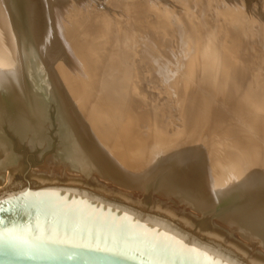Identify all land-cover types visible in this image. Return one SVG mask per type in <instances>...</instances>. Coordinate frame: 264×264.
<instances>
[{
  "label": "rangeland",
  "instance_id": "rangeland-1",
  "mask_svg": "<svg viewBox=\"0 0 264 264\" xmlns=\"http://www.w3.org/2000/svg\"><path fill=\"white\" fill-rule=\"evenodd\" d=\"M135 1L134 0H31V1L29 0V3L30 4L32 3V5L28 6L30 11H29V9L27 11L31 12L32 10H34V11L36 10L35 12H38V14L40 15L38 17L39 18L41 17L40 19H42V16L44 19L46 18L47 21L49 23H51L50 26L52 25L51 27H54V29H55L54 30L55 31V40L53 41V51H52V59L54 58L53 61L55 60L54 61L55 72H56V75L61 76V78H59L60 76L58 77V81L61 83V86L62 85L64 86V87L62 86V88H61V90L63 89L62 90L63 94H64V91H65V93L67 92L66 97L69 98L68 101L71 100L70 101L71 103L70 102L69 103L71 105L70 108L73 110V113L76 112V115H78L80 113L79 116H81V117H79V116H77V117H79L80 121L83 118L81 123L85 129L87 128V126L91 127V128L90 127L87 128V130H85V131L86 132L90 131V132H88L90 134V136L92 135V131L96 132V135L93 132V136H95L93 138L96 140V142H98V144L99 143L102 144V141H104V144H102V147L104 148V150H106V148L108 150H112V152L106 150L109 155L112 153V155H110L111 158H113L114 155H116L115 159H117L118 163L119 162L123 163L124 161L130 162L132 164L131 166H132L133 170L137 169V170H135V173L138 171L136 173L137 175H139V173H141L145 167H148V165L152 162V160H154L156 158V153L161 150L160 152L163 151L166 153H172L171 156H173L175 154L177 155L179 153L180 154L181 153L189 154L190 158L193 161L192 164L194 163L193 165L195 167V170H192V171L198 172L203 177L206 175L207 176L209 175L207 178L205 177L206 180H209V179L215 180L217 178V176H219L220 174L225 176L228 173L230 174L235 170V167L237 164L236 162H238L237 160H239V158H238V156H236L237 155L236 150H235L236 147L233 146L234 139H235L234 137H237V139H240L239 142L243 143V142H245L243 140H246V138L249 135L253 136V140H252L253 149L251 148V150L254 152L251 156L252 158L251 157L248 158V161L254 162V159L256 158L257 155H261L262 153L264 154V77H263L264 76V44H263L264 41H262L264 39V0H229L232 4H234V6H231L229 4L226 5V3H224L225 2L224 0H220V1H217V0H214V1L213 0H210V1L209 0H171L172 2L174 1L173 3L170 2V0L169 1L168 0H161V1L160 0H157V1L156 0H148V1L147 0L146 1L145 0H140V1L135 0ZM165 1L169 2L168 8L171 9L170 11L161 8L162 7L161 4L164 3ZM215 1H217L218 3H215ZM35 2H37V3H35ZM149 2L152 4H150ZM181 2H184V3L187 2L186 3L187 5L185 4V6H183ZM211 2H214V4H211ZM29 3H28V5H29ZM170 3H172V5ZM245 3L247 4V7L249 9L247 11L245 10V12H244V11H241L242 10L241 8H243L245 6L244 5ZM149 4L151 5V8L147 9V11L149 10L148 12L151 15L145 10L143 12V15H144L143 18L144 19L141 18V16L138 14L140 17L139 18L137 16L139 21L137 20V22H136V21H132L133 19L130 20L131 18H134V20L136 19V16L135 17L129 16L130 12L133 15L139 9H142V8L144 9L146 7V5L148 8ZM153 4H155V5H153ZM173 4L174 5L176 4V5L174 7H171V6H173ZM206 4H207V6H206ZM223 4H224V6H223ZM134 5H136V6H134ZM140 5L142 7H140ZM188 5H190L191 8H189ZM214 5H215V7H214ZM131 6H133V7H131ZM228 6L229 7L231 6L230 7L231 11H230ZM237 6L239 9L237 8ZM134 7H135V9H134ZM138 7H139V9H138ZM232 7H234V8H232ZM129 8L131 10H129ZM201 8H203L204 10H202ZM206 8H207V10H206ZM235 8H236V12H238V11L240 13L243 12L242 15L244 17H246V19L243 20V22H242V23H244V25L242 23H239V25H238V24H235L236 22L234 23L232 20H228V17H229V19L230 18L234 19V17H235L234 15H236V13L234 12ZM222 9H223V11H222ZM227 9H228V11H227ZM172 10H173V12H172ZM186 10H188V13ZM232 10H234V11H232ZM142 11L140 14H142ZM216 11L222 12V13H227V12L228 13H227V15H225L226 17L223 15L218 16L215 14ZM231 12H233V13H231ZM230 13L232 15L231 17H230ZM31 14L32 13H30V15ZM147 14H149V15H147ZM26 15L29 16V13L27 12ZM245 15H248V17ZM79 17H81V18H79ZM186 17H187V20H186ZM251 17H253L255 19V22H254V19ZM85 18L87 20H85ZM148 19H149L150 24L148 23ZM259 19L261 20V22L259 21ZM129 20L131 22L128 25ZM141 20H144V22L142 21L143 23H140ZM146 21H147V23H146ZM225 21L226 22L228 21L227 22L228 26H231L232 22H233V26L235 25L233 30L227 29L231 33V34L230 33L228 34V38L229 37L231 38V39L229 38L230 42L226 40L227 37L225 39V37L220 36V35L225 34L227 32V30H225V28L227 27V25L225 24L226 23ZM85 22H87V23L85 24ZM137 23L138 24L140 23V24L137 26L136 25ZM154 23L156 24L155 26H154ZM196 23H198L199 27L201 25L200 28L207 29V27H208V29L210 28L209 29L210 31L213 30V28H214L213 32L216 31L215 33L216 34L218 33L217 35L220 36L218 38L221 39L220 42L222 41L221 42L222 44L220 45L219 39L215 37L217 40L215 39V44H214L215 47L213 46V48H214L213 52L218 50V52H217V53H219L218 55L223 53L220 55L221 57H223V61L221 64L222 67H220V69L218 70L219 74L217 73V71L213 70L215 73H213L211 71L212 72V73L210 72L211 74H209L208 76L206 75L207 77L203 78L204 79V80L202 79L203 81L202 80L200 81V82H202V83H200L201 87H206L207 86L206 83H208V80H209L210 84L214 86V89L217 90V93L219 94V97L221 96V98H218L215 96L214 100L212 98L208 102L204 98H198L197 101L194 103V97L196 94L195 93L196 90L194 91V89L199 86L196 84V81L201 77V74L203 71L202 70L196 71L195 76L197 78L194 76L195 80L191 77H189L190 78L189 79V78H187L188 77V71H187L188 67L186 68V66L189 65L188 62L191 61L189 59L192 58V54L194 53L193 51L195 50L196 44H198L195 42L198 40L197 37L200 36L199 40H201V38L205 34V33H203L204 31L201 32L202 30L201 31H198V30L193 31V29H194L193 26H195ZM229 23H231V24H229ZM245 23H247V24H245ZM255 23H257V24H255ZM87 24H88V26L86 27ZM141 24H145V26H144L145 28H143V25H141ZM217 24L219 25V27L216 26ZM262 25H263V27H262ZM111 26L114 28H112ZM117 26H118L119 30H118V28H116ZM124 26H125V28H123ZM136 26L138 27V29H136L137 28ZM139 26L140 27L142 26L141 27L142 29L139 30V28H140ZM239 26L241 28H237ZM153 27H154V29H153ZM215 27H216V30H215ZM245 27H247V28H245ZM108 28H110L109 29L110 31L107 30ZM121 28H122V30H120ZM191 28H192V30H190ZM85 29H87V31ZM217 29H218V31H217ZM111 30L113 32H111ZM137 30L138 31L144 30L143 32L141 31L142 35H140L141 33L138 32L140 35L139 39L141 40V43H140V40L135 35L136 34L135 32ZM146 30H148L150 33H148ZM259 30L262 31L263 33L262 32L260 33ZM116 31H118L119 33H117ZM197 31L199 32V34L197 33ZM221 31H222V33H221ZM57 32H59V33H57ZM157 32L160 33V36H158L159 33H157ZM187 32H188V34H187ZM110 33H111V35H110ZM87 34H88V37H87ZM146 34H148V35L146 36ZM196 34L199 36H197ZM143 35H145L144 37H146V38H144ZM191 35L193 37L194 36L195 37L197 36V37L196 38L194 37L195 39H193V37ZM231 35H232V37H231ZM261 35H263V36H261ZM162 36H164L165 39ZM94 37H96V38H94ZM134 37L137 39H135ZM190 37H192V38H190ZM10 38H11L10 39L11 43L10 42L8 43L10 45V46L8 45V47H10V48H8V50H9V53H11L10 55H12V57H13V54L16 56V52H18L19 48H18L17 40H16L15 36L12 35V36H10ZM248 38H251V41H253L252 42L253 44L251 43V41ZM134 39L137 41L135 42ZM161 39H162V41H161ZM132 40L134 41L135 44L133 43ZM146 40L151 42V43L147 42ZM159 40L162 43L159 42ZM223 40H225L224 41L225 43H227V42H229V43L225 44V43H223ZM153 41L156 42L155 46L152 43ZM164 41L166 42V44L164 43ZM158 42H159L160 48L157 47ZM169 42H171V43H169ZM185 42H186V44H185ZM188 42H190V43H188ZM216 42H218L219 44H216ZM87 43H89V44H87ZM181 43L182 44L184 43L185 45H182ZM179 44L181 47L179 46ZM229 44H231V45H229ZM13 45H15V46H13ZM151 45L153 46L154 49L151 48ZM162 45L165 46V48ZM235 45H236V48H235ZM119 46L121 49L118 48ZM242 46H244V47H242ZM255 46H257L256 48L258 50L255 48ZM155 47H157L158 49H156ZM190 47H191V51L189 49ZM237 47H242L244 49L243 50H241L242 48L237 49ZM249 47H251V48H249ZM12 48H14L15 50ZM163 48H164V51L162 50V53L164 52V55L162 56V53L160 50ZM166 48H168V49H166ZM184 48H185V50H187V52L185 50H183ZM150 49L153 51L151 52ZM174 49H176V50H174ZM233 49H235V50H233ZM236 49H237V53H236ZM100 50H102V51H100ZM122 50H124V51H122ZM125 50H127L128 53H126ZM141 50H143V51H141ZM147 50L149 53L144 54L143 52L144 51L147 52ZM168 50L170 51L169 53H168ZM171 50H173V51H171ZM177 50H178V52H179V50H182V51H180L182 54L177 53ZM158 51H159V53H158ZM97 52H98V54H97ZM166 53H168L169 55ZM116 54L118 56L117 58H115ZM156 54L157 55L159 54L160 56H157ZM113 55H114V58H113ZM235 55L238 59H240V61L235 57ZM119 56L121 57V59ZM125 56H126V58H123ZM170 56L172 58H170ZM175 56H176V58H175ZM159 57H163V58H159ZM157 58H159V60ZM164 58L167 59L166 63L164 62L165 61ZM153 59H154V61H153ZM226 59H228L229 61ZM101 60H103V61H101ZM150 60H152L153 62L151 61L152 62L151 63ZM162 60L164 62L163 65H162V63H160V62H162ZM113 61H115V62H113ZM134 61H136V62H134ZM237 61L239 63H236ZM145 62L146 63L148 62L147 64H149V63L150 64L147 65ZM178 62H180V63L178 64ZM234 62H235V64H231ZM141 63L142 64L144 63V64L141 65ZM196 63L197 62H194V60H193V63H192L193 66ZM241 64H244V65L242 66ZM115 65L116 66L118 65V67L115 68L116 67ZM152 65L155 67H152ZM157 65L159 68L157 67ZM181 65H182V67H181ZM237 65H239V66H237ZM149 66H150V69H149ZM167 66H169V67H167ZM180 67L182 68V70ZM235 67H236V69H234ZM238 67L239 68L241 67L240 69L242 71ZM243 67H245V68H243ZM143 68H144V70H143ZM153 68L155 69V71H153L154 70ZM179 68H180V70H178ZM229 68H231L232 70H230ZM128 69H130L131 71ZM147 69H148V72H147ZM166 69L169 73L166 72ZM222 69L224 71L227 69V72L226 71L224 72ZM238 69H239V71H237ZM140 70H141V72H140ZM228 70L230 72H228ZM127 71H129V72H127ZM150 71H151V73H149ZM156 71H158V72L154 73ZM175 71H176V73H175ZM221 71L223 73H221ZM138 72L141 73L142 75H140ZM144 72H146V74ZM172 72L174 73V78L177 79L175 81H174ZM182 72H183V75H182ZM128 73H129V76L127 75ZM226 73L228 75H226ZM175 74H177V75L179 74V77L175 76ZM216 75L219 76L220 78L217 77ZM224 75H226V76H224ZM114 76H116V77H114ZM155 76L156 77L160 76L159 78H161V79H159L158 77H157V79H159L160 83L161 84L163 83V85L159 84V80H158V84L155 85V83L157 82L156 81L157 79ZM185 76H186V78H185ZM213 76L214 77L216 76V78H214ZM133 77H135V78H133ZM139 77H141V78H139ZM152 77H154V78H152ZM132 78H133L135 83H132L133 82ZM141 79L143 80L142 82H140V83H142V84H140L142 87L139 84H137V83H139V81ZM162 79H163V82H161ZM216 79H217V81H216ZM220 79H222V80L220 81ZM226 79H228V80L226 81ZM62 80L63 81L65 80L64 82H66V83L62 82ZM127 80H129V82ZM165 80L167 82H164ZM178 80L180 81V83H181V81L185 82V83H182L180 85L181 88L178 86V83H179ZM188 80H190V81L188 82ZM204 81H205V84H204ZM166 83H170L171 86L169 84L166 85ZM187 83L188 84L193 83V84H189L191 87H188L189 85ZM164 84L166 85V87L164 86ZM182 85H184V86H182ZM163 86H164V89H162ZM167 86L168 87L170 86L171 89L168 88ZM226 86L231 89L232 92L230 90L229 91L232 95L237 96V98L241 99L242 106L244 107V109L247 112L244 113V111L242 109L238 108L236 106L234 100H232V99L230 100L228 98H222V95L224 94L223 90ZM124 87H126V88H124ZM183 87H184V89H183ZM65 88H66V90H65ZM172 88H173V91H170V90H172ZM185 88L186 89L188 88V91ZM190 88L191 89L193 88L191 92H190V90H191ZM176 89H178V91ZM180 89H182V90H180ZM107 90H108V92H107ZM126 91H128L129 93ZM180 91L182 92V94ZM184 91L189 92L190 94L185 93ZM166 92L168 94L167 96H166ZM172 92L175 93V94H173V96H172ZM123 93H125V94H123ZM179 93L181 94L182 97L179 96ZM220 94H222V95H220ZM113 95H115V96H113ZM175 95H176V97L174 98ZM185 95H189V96H185ZM177 96H178V98H177ZM72 97H74L76 100L73 99V101H72V99H71ZM127 97H129L128 98V99H130L129 101H128ZM164 97H166V99ZM184 97H186L187 100ZM189 98H190V100H192V99L193 100L192 101L189 100V102H188ZM244 98H247V99H244ZM183 99L186 101H183ZM172 101L174 103H172ZM179 102L180 103L182 102L183 104H180ZM186 102H188L187 103L188 105L186 104ZM76 103H78V104H76ZM191 103L195 106H193ZM172 104L174 105V107H172L173 106ZM182 107L184 108V110L185 109H187V110H185L183 112ZM191 107H193V108H191ZM55 108L56 107L54 105H49L47 108L48 122L49 123H48V126L44 127L45 140L47 142L46 146H44V147L38 146L37 144L34 143V141H33V144H29V142H27V140H24V141L20 140L18 135L13 133L11 130L9 131V128L6 125H4L3 133L6 135L7 139L10 141L11 146H12V151L14 150L12 153L14 154V157L17 161V168H15V169L11 168V169L6 170L7 171L6 172V176H7L6 180L7 181L5 180L3 185L0 186V199L2 197H5L6 195L21 193V192L25 191V189L36 190L38 188H43L44 186H57V187H62V188L63 187H69V188H75V189H80V190L84 189L87 191H91L100 197H105L106 200L111 199L112 202L118 203L120 205L122 204V205L128 206V204H129L130 208L133 207V209H135L137 211L139 209L141 210V208H142L143 212H146L147 214H153L152 216H155V217L157 215H159V214H157V212H155V210H153V208H152L153 206L151 207L150 201L145 202V204L143 203V206H145V207L140 206L141 208L139 207V209H138V207L135 206L134 204H131V203L123 200V198L121 196H120L121 198L119 197V195H121V193H123V192L126 194V196H127V194H131L129 191H126V190L124 191V189H123V191L121 192L122 188L113 187V186H112L113 187L112 188L111 186H108V184L106 182H103L101 184H103L104 188L111 190L112 191V192L110 191L111 193H113L115 191L113 193L114 195L112 194L113 198L108 197L109 195H107V194L110 193V192L108 193L109 190L107 192H105L104 190H106V189H101V187H99V189L96 188L97 189V192H96L95 188H92V187L89 188V186H86V185H83L84 187L81 186L80 183H78V181H80L81 179L79 178V176H76V175L65 177V179H63L64 181H62L60 183L57 181H52L50 179H49L50 181H45V182H42L40 180L41 178L45 179V178H43V175L46 171L41 170L44 166V163H46L45 159L48 160V158L52 159L54 157H57L59 155V152H60L59 147H60V143H61L60 140L61 139H60V135L58 132V130H59L58 129V123H57V117H58L57 114L58 113H57ZM161 108H162V110H160ZM176 108H177V110H176ZM157 110H159L160 112L159 111L157 112ZM179 110H181V111H179ZM155 112H157L158 115ZM137 114H138V116H137ZM161 114H163V116ZM160 115H161V117H160ZM164 116H166V119H164ZM167 116L170 118H168ZM148 118L150 120H152L151 122H153L154 124L151 122H148V121H150V120H148ZM151 118L157 119V120L153 121V119H151ZM163 119L165 120V122ZM159 120L160 121L163 120L162 121L163 123H161V125L158 124L160 122ZM166 120L167 121L169 120V121L167 122ZM157 121H158V123H157ZM109 123L111 125H109ZM221 124H223V125H221ZM225 124H227V125H225ZM150 125H152L154 128ZM146 126H147V128H146ZM161 126L164 128H161ZM224 126H225V128H224ZM121 128H122V130H121ZM151 128H153L155 132ZM46 129H48V130L46 131ZM110 129H112V131ZM119 129H120V131L118 132ZM232 129H234V132H232L233 131ZM161 130L162 131L165 130L166 132H164V134H161V135L157 134L159 132L162 133ZM250 130H252V132ZM247 131H248V133H247ZM235 132L237 133V135L235 134ZM46 133L48 135H46ZM221 134L224 136H226V135L227 136L224 137ZM160 136H162V137H160ZM241 137L243 140H241ZM243 137H246V138H243ZM96 138H98V139H96ZM213 138H214V140H213ZM162 140H164V141H162ZM218 141H219V143H216ZM241 141H243V142H241ZM105 142H106V144H105ZM212 144H214L213 145L214 147L211 146ZM216 144H218V145H216ZM228 144H229V146H228ZM219 145H221V146H219ZM225 145H227L228 147ZM221 147H222V149H221ZM226 147H227V151H225ZM208 149L211 152H209ZM232 150H233V152H232ZM205 151H207V152H205ZM199 152H201V153H199ZM208 152H209V154H208ZM173 153H175V154H173ZM192 153L194 155H191ZM230 155H232V157ZM204 156L205 157L207 156L208 159L205 158ZM263 158H264V156L261 158L257 157L254 163H255V166L258 167L257 168L258 171L262 170V172L264 173V159ZM231 159H232V161H231ZM118 160H120V161H118ZM195 160H196L197 164L195 163ZM203 161H205L206 163H204ZM256 163H258V164H256ZM207 165H208V167H207ZM206 168H207V170H206ZM215 168H217V169H215ZM204 170H205V172H204ZM209 170H211L212 173ZM203 174H205V175H203ZM161 175L162 174H160L158 177H162ZM68 178H69V180H68ZM75 181H77V182H75ZM258 181H259V178L255 179L254 181L251 182V185H259ZM86 187H88V188H86ZM99 190H101V192H103L105 195L102 194ZM98 191L101 194H99ZM116 192H118L119 194ZM124 193L122 194V196L123 195L125 196ZM123 202H125V203H123ZM163 203H166L165 200L163 201ZM130 204L134 205V206H131ZM169 205H171V204H169ZM179 208L181 209V207H179ZM221 208L219 206L217 207V209H221ZM217 209L212 211V213L211 212L210 213L198 212V214L195 213L194 211H188L192 216L194 215L193 219L191 220V223L194 222L193 223L194 226H193V228H190V229H188V227L182 225V223L180 221L178 222L175 219H171V220L169 219V221H171L172 225H175V226L177 225L178 227L181 225L180 227L183 228L184 230L188 229L186 231V233L189 236L196 239L198 242L200 241L202 243H208L209 237H207V236H209L208 232H210L209 229H211V225H209L210 219H207V218L210 217V214L211 215L216 214ZM201 213H202V215H200ZM203 213H204V215L205 214L206 215L204 216ZM195 215H198V216H195ZM165 218L168 219L169 217L165 216ZM172 220H174V221L172 222ZM175 221H177V223ZM179 223H180V225H178Z\"/></svg>",
  "mask_w": 264,
  "mask_h": 264
},
{
  "label": "bare ground",
  "instance_id": "bare-ground-1",
  "mask_svg": "<svg viewBox=\"0 0 264 264\" xmlns=\"http://www.w3.org/2000/svg\"><path fill=\"white\" fill-rule=\"evenodd\" d=\"M217 1H220V0H217ZM217 1H215V3H218ZM224 1H225L224 3H226V5L229 4L231 6H234V4H232L229 0H224ZM170 2H172V1L170 0ZM28 3H29V0H0V186H2L3 183L5 182V180L7 179L6 178L7 177L6 176V172H7L6 170L11 169V168H13V169L17 168V161H16V159L14 157V154L12 153L14 150L12 151L11 143L7 139L6 135L3 133V127H4V125H6L9 128V131L11 130L13 133H15L16 135H18V137L20 138V140H22V141L27 140V142H29V144H33V141H34V143L37 144L38 146L44 147V146H46V143H47L46 140H45L44 127L45 126H48V123H49L48 122L47 108H48L49 105H54L56 107L55 109H56V111L58 113L57 114L58 115V117H57V123H58V129H59L58 132H59L60 139H61L60 140L61 143H60V147H59V151L60 152H59V155L57 157H54L52 159H49L48 158V160L45 159L46 163H44V166L41 169V170L46 171L44 173V175H43V178H45V179H42V178L40 179L42 182L52 180V181H57V182L60 183V182L64 181L63 179H65V177H69V176H72V175H76V176H79V178L82 180V181L81 180L78 181V183H80L81 186L86 185V186H89V188L90 187L95 188V191L96 192H97V189H99V187H101V189H106V188H104L103 184H101L103 182H106L108 184V186H111V187L113 186V187L122 188L121 192L124 189V191L126 190V191H129L131 193V194H127V196H126V194L123 192L125 194V196L127 197L126 198L124 195L122 196L123 193L120 192L121 195H119V197L121 196L123 198V200H125V201H127V202H129L131 204H134L135 206L138 207V209H139L140 206H143V203L145 204V202H149L150 201L151 204L150 203L149 204L151 205V207L153 206L152 207L153 210H155V212H157V214H159V215H157L155 217V216H152L153 214H147L146 212H143V210H142L141 207L140 208H141L142 211L140 209L137 211V210L133 209V207L130 208L129 204H128L129 207L124 205L125 207L129 208V210H131L132 212H135L136 214L138 213V215L141 214V215H144V216H148L147 218H149V219H152V220H154L156 222H159V223L161 222L164 225L169 226L170 228L172 227L175 231L180 232L183 235H188L186 233V231L188 229H190V228H193V226H194L193 225L194 222L191 223V220L193 219V216L194 215L192 216L188 211H194L197 214H198V212H204V213H210L211 212L212 213V211H214L215 209H217L218 206L220 208L222 207L221 209H217L216 214H212V215L210 214V217L207 218V219H210L209 225H211V229H209L210 232H208L209 236H207V237H209L208 238L209 239V242L208 243H202L200 241L198 242L196 239H195V241L198 242V243H201L202 245L206 246L207 248L211 249L212 251L216 252L217 254L218 253L221 254L222 256H224L225 258L229 259L232 262H235L236 264L237 263L238 264H264V173L262 172V170L261 171H258V169H257L258 167H256L255 166V163H254L257 157L258 158H261V157L264 156V154L262 153L261 155H257L256 158L254 159V162L253 161H248V158H250L252 156L253 152H254V151L251 150V148L253 149V146H252L253 136H250L249 135L247 138L246 137H243V138H246V140H243L242 137H241V140L245 141V142L241 141L243 143H240L239 142L240 139H237V137H234L235 139H234L233 146L236 147V149H235L236 150V153H237L236 156H238V158H239V160H237L238 162H236L237 164H236L235 170L234 171L232 170L233 171L232 173H230V174L228 173L225 176L220 174L221 176L220 175L217 176V178L215 180H210L209 178H208L209 180H206V178L209 175L208 176L206 175V176L203 177L198 172L192 171V170H195V167L193 165L194 163L192 164L193 161L190 158L189 154H183V153L180 154L179 153V154L176 155L175 153H173L175 155L171 156L172 153H166V152H163V151L160 152L161 150L156 153V158L154 160H152V162L148 165V167H145L144 170L142 169L143 171L141 173H139V175H137L136 173L138 171L135 173V170H137V169L133 170V168L131 166L132 164L130 162H128V161L125 162L124 161L123 163H121V162L118 163L117 162V159H115V156L116 155H114V154H113L114 157L111 158L110 155H112V153L109 155L107 151L112 152V150H108L107 148H106L107 151L104 150V148L102 147V144H104V141H102V144L101 143L98 144V142H96V140L93 138V137H95V136H93V132L94 131H92V135H91L92 137L88 133L90 131H87V132L85 131L90 126H87L86 129L84 128V126L81 123V121H82L83 118L81 119V121L79 119V117H81V116H79L80 113L78 115H76V112H74L75 114L73 113V110L70 108L71 107V105H70V103H71L70 101L71 100L68 101L69 98L66 97L67 96V94H66L67 92L65 93V91H64V94H63V91H62L63 89L61 90V88H62L63 85L61 86V83L58 81V77L60 75L59 76L56 75V72H55V64H54V61L55 60L53 61L54 58L52 59L53 41L55 40V31H54L55 29H54V27H51L52 25L50 26L51 23H49L46 18L44 19L43 16H42V19H40L41 17L40 18L38 17L40 15L38 14V12H35L36 10L35 11L32 10L31 12H29L30 9L28 8V6L32 5V3L31 4L29 3V5H28ZM35 3H37V2H35ZM172 3H170V4L172 5ZM181 3H182L183 6H185V4L187 2L186 3L181 2ZM150 4H152V3H150ZM150 4L148 5V8H147V5H146V7H145L146 9L145 8L144 9L143 8L142 9H139V7H138V9L140 11L139 10L136 11L133 15L130 12L129 13L130 14L129 16H131V17L132 16L133 17L136 16V19L135 20H134V18H131L130 20L133 19L132 21H136L137 22L139 15L141 16V18H143V16H144L143 15V12L145 10L147 11V9L151 8V5ZM211 4H214V2H211ZM153 5H155V4H153ZM175 5L173 4V6H171V7H174ZM215 5H214V7H215ZM244 5L245 6L243 8H241L242 9L241 11H244L245 12V10L247 11L249 8L247 7V4L246 3ZM134 6H136V5H134ZM161 6H162L161 8H163L165 10H168V11L171 10L170 8H168L169 7V2H166L165 1L164 3L161 4ZM188 6H189V8H191L190 5H188ZM206 6H207V4H206ZM223 6H224V4H223ZM131 7H133V6H131ZM140 7H142V6L140 5ZM230 7H229V9H230ZM203 8H201V9L204 10ZM232 8H234V7H232ZM237 8H238V6H237ZM28 9H29V11H27ZM134 9H135V7H134ZM129 10H131V9L129 8ZM173 10H172V12H173ZM206 10H207V8H206ZM141 11H142V14H140ZM186 11L188 13V10H186ZM222 11H223V9H222ZM227 11H228V9H227ZM230 11H231V9H230ZM232 11H234V10H232ZM27 12L29 13V16L26 15ZM234 12L236 13V15H234L235 16L234 19H232V18L229 19V17H228V20H232L234 23L236 22L235 24H238L239 25V23H242L243 20L246 19V17H244L242 15L243 12H241V13L239 11L236 12V8H235V11ZM30 13H32V14L30 15ZM227 13H222V12H217V11L215 12V14L218 15V16H222V15L225 16V15H227ZM231 13H233V12H231ZM231 13H230V17L232 16ZM149 14H147V15H149ZM245 16L248 17V15H245ZM79 18H81V17H79ZM251 18H253V17H251ZM85 20H87V19L85 18ZM130 20L128 22V25L131 22ZM186 20H187V17H186ZM142 21L144 22V20H141L140 23H143ZM259 21L261 22L260 19H259ZM227 22L225 23L226 25H227ZM233 22H232V24L229 23V24H231V26H228L227 25V27L225 28V30H227V29H232L233 30L234 29V26H235V25L233 26ZM254 22H255V19H254ZM86 23L87 22H85V24ZM146 23H147V21H146ZM148 23H149V19H148ZM155 23H154V26L156 25ZM139 24L137 23L136 25L138 26ZM145 24H141V25H143V28H145L144 27ZM242 24L244 25V23H242ZM245 24H247V23H245ZM255 24H257V23H255ZM87 26H88V24L86 25V27ZM216 26L219 27L218 24ZM141 27L139 28V30L142 29ZM200 27H201V25H200ZM200 27H199L198 23H196V25L193 26V28H194L193 31L194 30L195 31L196 30H198V31H201L202 30L201 32L204 31L203 33H205V34L201 38V40H199L200 36L196 34L199 37L196 36L198 38V40L197 41L194 40V41L196 43H198V44H196L195 50L194 51L192 50L194 53L192 54V58L189 59L191 61L190 62L187 61L189 63V65H187V66L185 65L186 68L188 67L187 68V71H188V77L187 78L191 77V78L194 79V76H195L196 71H199V70H202L203 71L202 74L200 73L201 74V77L196 81V84L199 85V86L194 89V91L196 90V92H195L196 94H195V97H194V103L197 101L198 98H204L207 102L210 101L212 98L214 100V97L215 96L218 97V98H221V96L219 97V94L217 93V90L214 89V86L210 84L209 80H208V83H206V85H207L206 87H201V84L200 83H202V82H200V81L203 78L207 77L212 72L215 73L214 71H217V73H218L219 72L218 70L220 69V67H222L221 64H222V61H223V57H221L220 55L223 54V53L220 52L221 54L218 55L219 53H217L218 50H216V49H215L216 50L215 52L217 54L215 52H213V49H214L213 46L215 44V39L218 38V37H220V36L221 37H225V39L227 37L226 40L229 41V42H230V39H231L230 37H229L230 39L228 38V34L230 33L229 30H227V32L225 34H222V35L218 36L217 35L218 33L217 34L215 33L216 31L213 32L214 28H213V30L210 31L209 30L210 28L208 29V27H207V29L200 28ZM262 27H263V25H262ZM110 28H108L107 30L110 31L109 30ZM112 28H114V27H112ZM116 28H118V26ZM123 28H125V26ZM237 28H241V27L239 26ZM245 28H247V27H245ZM87 29H85V30L87 31ZM136 29H138V27ZM153 29H154V27H153ZM118 30H119V28H118ZM120 30H122V28ZM190 30H192V28ZM215 30H216V27H215ZM141 31H138L137 30L135 32L136 33L135 35H136V37L138 39L140 38V35H142ZM146 31L148 33H150L148 30H146ZM198 31H197V33L199 34ZM217 31H218V29H217ZM111 32H113V31L111 30ZM116 32L119 33L118 31H116ZM138 32L141 33V34L139 35ZM259 32L261 33L262 31L259 30ZM57 33H59V32H57ZM157 33H159V32H157ZM221 33H222V31H221ZM187 34H188V32H187ZM12 35L15 36V38L17 40V45H18V48H19L18 52H16V56L13 54V57H12V55H10L11 53H9V50H8V48H10V47H8V45H9L8 43L10 42V39H11L10 36H12ZM110 35H111V33H110ZM147 35L148 34H146V36ZM232 35H231V37H232ZM144 36L145 35H143V37ZM158 36H160V33H159ZM261 36H263V35H261ZM87 37H88V34H87ZM162 37L164 38V36H162ZM192 37H190V38H192ZM194 37H193V39L196 38V37L195 38ZM94 38H96V37H94ZM137 38H135V39H137ZM144 38H146V37H144ZM135 39H134V41L136 42L137 40H135ZM162 39H161V41H162ZM248 39L251 41V38H248ZM220 40L221 39H219V42H220ZM134 41H133V43H134ZM161 41L159 40V42H161ZM224 41L225 40H223V43H225ZM262 41H264V39ZM147 42H149V41H147ZM159 42H158V46L157 47H159ZM221 42H220V45L222 44ZM229 42H227V43H229ZM252 42L253 41H251V43ZM140 43H141V40H140ZM149 43H151V42H149ZM152 43L155 46V43L156 42L153 41ZM164 43L166 44L165 41H164ZM169 43H171V42H169ZM188 43H190V42H188ZM227 43H225V44H227ZM87 44H89V43H87ZM185 44H186V42H185ZM185 44L183 43L182 45H185ZM216 44H219V43L216 42ZM229 45H231V44H229ZM13 46H15V45H13ZM179 46H180V44H179ZM157 47H155V48L158 49ZM163 47L165 48V46H163ZM242 47H244V46H242ZM242 47H237V49L238 48L241 49ZM251 47H249V48H251ZM256 47L257 46H255V48ZM118 48H120V46ZM151 48L154 49L152 45H151ZM164 48L160 50L161 53H162V50L164 51ZM168 48H166V49H168ZM185 48L183 50H185ZM235 48H236V45H235ZM12 49H14V48H12ZM189 49L191 51V47ZM237 49H236V53H237ZM243 49L244 48H242L241 50H243ZM143 50H141V51H143ZM174 50H176V49H174ZM233 50H235V49H233ZM100 51H102V50H100ZM122 51H124V50H122ZM125 51H126V53H128L127 50H125ZM152 51L153 50H151V52ZM171 51H173V50H171ZM180 51H182V50H179V52L177 50V53H181ZM185 51L187 52V50H185ZM169 52L170 51L168 50V53ZM143 53L146 54V53H149V52L147 50V52L144 51ZM158 53H159V51H158ZM168 53H166V54H168ZM97 54H98V52H97ZM114 55H113V58H114ZM163 55H164V52L162 53V56ZM157 56H160V55L158 54ZM117 57L118 56L116 54V57L115 58H117ZM235 57H236V55H235ZM123 58H126V56L123 57ZM159 58H163V57H159ZM159 58H157V59L159 60ZM170 58H172V57L170 56ZM175 58H176V56H175ZM120 59H121V57H120ZM163 60H162V62H160V63H162V65H163L164 62L166 63V60L167 59H165L164 62H163ZM193 60H194V62H197L194 66L192 64L193 63ZM226 60H228V59H226ZM238 60L240 61V59H238ZM101 61H103V60H101ZM151 61L152 60H150V62ZM153 61H154V59H153ZM113 62H115V61H113ZM134 62H136V61H134ZM179 63L180 62H178V64ZM236 63H239V62L237 61ZM143 64L141 63V65H143ZM149 64H147V65H149ZM231 64H235V62L234 63H231ZM244 64H241V65L243 66ZM153 65H152V67H155ZM237 66H239V65H237ZM117 67H118V65L115 68H117ZM157 67H158V65H157ZM167 67H169V66H167ZM181 67H182V65H181ZM144 68H143V70H144ZM180 68L178 70H180ZM243 68H245V67H243ZM149 69H150V66H149ZM229 69L232 70L231 68H229ZM234 69H236V67ZM239 69L237 71H239ZM128 70H130V69H128ZM141 70H140V72H141ZM181 70H182V68H181ZM153 71H155V69ZM225 71L227 72V69ZM127 72H129V71H127ZM147 72H148V69H147ZM157 72L158 71H156L154 73H157ZM166 72H168L167 69H166ZM228 72H230V71L228 70ZM144 73L146 74V72H144ZM149 73H151V71ZM175 73H176V71H175ZM221 73H223V72L221 71ZM139 74L142 75L141 73H139ZM127 75L129 76V73ZM172 75H173V78H174V73ZM182 75H183V72H182ZM226 75H228V74L226 73ZM226 75H224V76H226ZM175 76L179 77V74L178 75L175 74ZM216 76L215 77L213 76V77L216 78ZM114 77H116V76H114ZM135 77H133V78H135ZM157 77H156V79H157ZM217 77H219V76H217ZM59 78H61V76ZM133 78H132V81H133L132 83H135L134 80H133ZM139 78H141V77H139ZM152 78H154V77H152ZM185 78H186V76H185ZM142 79L137 84H139V85L142 84V83H140V82H142L144 80V79L143 80ZM159 79H161V78H159ZM159 79L156 80L157 82L155 83V85L158 84V80ZM217 79H216V81H217ZM175 80H177V79L174 78V81ZM221 80L222 79H220V81ZM227 80L228 79H226V81ZM64 81L62 80V82H64ZM127 81L129 82V80H127ZM189 81L190 80H188V82ZM161 82H163V79H162ZM164 82H167V81L165 80ZM64 83H66V82H64ZM182 83H185V82L184 81H181V83H180V81H179L178 86L180 87V85ZM159 84L160 85H163V83L162 84L160 83V80H159ZM167 84L170 85V83H166V85ZM189 84H193V83H189ZM204 84H205V81H204ZM166 85L164 84L165 87H166ZM184 85H182V86H184ZM164 86H163L162 89H164ZM170 86L169 87L167 86V87L171 89ZM227 86L223 90L224 94L223 95L220 94V95H222V98H228L230 100L231 99L234 100L235 101V104H236V106L238 108L242 109L244 111V113L247 112L244 109V107L242 106L241 99L240 98H237V96L232 95L230 93L231 89L229 87H227ZM126 87H124V88H126ZM188 87H191V86L189 85ZM183 89H184V87H183ZM192 89L190 90V92L192 91ZM65 90H66V88H65ZM176 90L178 91V89H176ZM180 90H182V89H180ZM186 90L188 91V88ZM128 91H126V92H128ZM170 91H173V88ZM107 92H108V90H107ZM185 93L190 94L189 92H185ZM123 94H125V93H123ZM173 94H175V93L172 92V96H173ZM181 94H182V92H181ZM181 94L179 93V96H181ZM167 95L168 94L166 92V96ZM113 96H115V95H113ZM185 96H189V95H185ZM175 97H176V95L174 96V98ZM128 98L129 97H127V99ZM164 98L166 99V97H164ZM177 98H178V96H177ZM184 98L186 99V97H184ZM71 99L73 101V99H75V98L72 97ZM244 99H247V98H244ZM129 100L130 99H128V101ZM186 100L183 99V101H186ZM189 100H190V98L188 99V102H189ZM192 100H190V101H192ZM182 102L181 103L179 102V103L180 104H183ZM188 102H186V104ZM172 103H174V102L172 101ZM76 104H78V103H76ZM193 106H195V105H193ZM172 107H174V105ZM191 108H193V107H191ZM182 109H183V112L185 110H187V109L184 110L183 107H182ZM160 110H162V108ZM176 110H177V108H176ZM158 111L159 110H157V112ZM179 111H181V110H179ZM157 112H155V113L157 114ZM161 115L163 116V114H161ZM161 115H160V117H161ZM77 116H79V117H77ZM137 116H138V114H137ZM168 118H170V117H168ZM151 119H153V118H151ZM164 119H166V116H164ZM148 120H150V119L148 118ZM154 120H157V119H153V121ZM163 120H161V121L159 120L160 122L158 123V121H157V123L161 125V123H163L162 122ZM151 121L152 120H150L148 122H151ZM164 122H165V120H164ZM151 123H153V122H151ZM109 125H111V124L109 123ZM221 125H223V124H221ZM225 125H227V124H225ZM150 126H152V125H150ZM162 126H161V128H164ZM146 128H147V126H146ZM153 128H151V129H153ZM224 128H225V126H224ZM47 130L48 129H46V131ZM110 130L112 131V129H110ZM121 130H122V128H121ZM232 130H233L232 132H234V129H232ZM119 131H120V129L118 130V132ZM153 131H154V129H153ZM250 131L252 132V130H250ZM164 132H166V131L163 130L162 133L159 132L157 134H160L161 135V134H164ZM94 133L96 135V132H94ZM247 133H248V131H247ZM235 134L237 135L236 132H235ZM46 135H48V134L46 133ZM222 136H224V135H222ZM226 136H224V137H226ZM160 137H162V136H160ZM96 139H98V138H96ZM213 140H214V138H213ZM162 141H164V140H162ZM216 143H219V141L216 142ZM105 144H106V142H105ZM213 145L214 144H212L211 146H213ZM216 145H218V144H216ZM219 146H221V145H219ZM225 146H227V145H225ZM228 146H229V144H228ZM227 147L225 148L226 149L225 151H227ZM221 149H222V147H221ZM205 152H207V151H205ZM209 152H211V151L209 150ZM209 152H208V154H209ZM232 152H233V150H232ZM199 153H201V152H199ZM191 155H194V154L192 153ZM230 156L232 157V155H230ZM205 158H207V156ZM120 160H118V161H120ZM231 161H232V159H231ZM203 162L206 163L205 161H203ZM195 163H196V160H195ZM256 164H258V163H256ZM207 167H208V165H207ZM215 169H217V168H215ZM206 170H207V168H206ZM209 171H211V170H209ZM204 172H205V170H204ZM211 173H212V171H211ZM160 174H162L161 175L162 177H158ZM203 175H205V174H203ZM258 178H259V181H258L259 182L258 183L259 185H251V182L254 181L255 179H258ZM68 180H69V178H68ZM75 182H77V181H75ZM86 188H88V187H86ZM108 190L109 189H106L104 191L107 192ZM99 191L101 192V190H99ZM110 191L111 190H109L108 193ZM100 192H99V194H101V193L104 194L103 192H101V193ZM118 192H116V193H118ZM110 193L107 194V195H109L108 197H112L113 198V196H112L113 193H111V194ZM100 198H103V199L106 200L105 197H100ZM164 200H165L166 203H163ZM108 201H111V199H109ZM123 203H125V202H123ZM169 204H171V205H169ZM134 205H131V206H134ZM143 207H145V206H143ZM179 207H181V209ZM204 213H203V215H204ZM200 215H202V213ZM165 216H167L169 218L167 219V218H165ZM195 216H198V215H195ZM169 219L170 220L171 219H175L178 222L180 221L182 223V225L188 227V229L187 230H184L183 228H181L180 227L181 226L180 223L178 224V225H180L179 227L177 225L176 226L175 225H172L171 224V221H169ZM173 221L174 220H172V222ZM177 221H175V222L177 223Z\"/></svg>",
  "mask_w": 264,
  "mask_h": 264
},
{
  "label": "water",
  "instance_id": "water-1",
  "mask_svg": "<svg viewBox=\"0 0 264 264\" xmlns=\"http://www.w3.org/2000/svg\"><path fill=\"white\" fill-rule=\"evenodd\" d=\"M147 217L84 189L6 195L0 264H236Z\"/></svg>",
  "mask_w": 264,
  "mask_h": 264
}]
</instances>
